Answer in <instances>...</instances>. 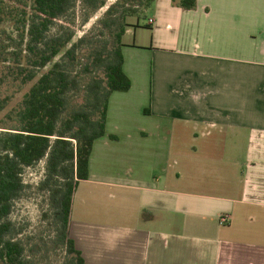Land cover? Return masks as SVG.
<instances>
[{
    "label": "crops",
    "instance_id": "0c3cea01",
    "mask_svg": "<svg viewBox=\"0 0 264 264\" xmlns=\"http://www.w3.org/2000/svg\"><path fill=\"white\" fill-rule=\"evenodd\" d=\"M128 24L131 88L109 98L69 238L84 264H264V0H155Z\"/></svg>",
    "mask_w": 264,
    "mask_h": 264
},
{
    "label": "trees",
    "instance_id": "16d2710c",
    "mask_svg": "<svg viewBox=\"0 0 264 264\" xmlns=\"http://www.w3.org/2000/svg\"><path fill=\"white\" fill-rule=\"evenodd\" d=\"M129 1L132 4L127 6ZM169 1L183 11H192L197 5V0ZM81 2L92 10L105 4V0ZM154 2L117 0L106 12L111 20L105 24L108 38L90 46L88 60L74 71L85 57L81 52L84 40L73 42V33L61 26L57 32L51 31L74 8L76 0H25L20 11L17 7L5 11L0 0V23L13 22L19 32V52L10 53L18 60L8 66L7 76L21 86L31 84L14 113L8 115L11 125L0 128V263L31 264L18 239L21 232L10 216L28 188L22 179L25 169L46 160L42 185H54L49 198L58 241L65 249V264H84L68 236L73 196L78 183L89 177L95 141L106 136L110 96L131 88L123 71L122 37L130 27L126 19L146 20ZM145 26L150 28L148 23ZM81 74L89 76L83 87L84 100L79 108L69 110L68 96L81 90ZM4 104L0 101V111Z\"/></svg>",
    "mask_w": 264,
    "mask_h": 264
},
{
    "label": "rangeland",
    "instance_id": "374dc122",
    "mask_svg": "<svg viewBox=\"0 0 264 264\" xmlns=\"http://www.w3.org/2000/svg\"><path fill=\"white\" fill-rule=\"evenodd\" d=\"M3 0L1 8L5 11L15 9L18 11L23 8L22 2L25 0ZM117 0H105V4L100 9H89L83 5L81 0H76L74 8L63 18L57 21L51 33H55L58 27L68 29L73 33V42L83 39L81 47L84 59L75 65L74 71L81 69V63L88 60L87 55L90 46L108 38V29L105 24H110L111 20L107 17L108 8L116 3ZM128 4H132L130 1ZM126 6V7H127ZM120 10V9H118ZM119 14V12L117 13ZM136 17H128L127 23L135 22ZM13 22L0 23V101H4V108L0 111V128L10 126L9 114L14 113V109L20 103L25 92L31 84L19 85V81H14L7 76L8 66H12L18 60L11 57L10 53L19 52V32L12 26ZM89 76L80 75L81 90L71 93L68 96L69 110L79 108L84 100L83 87L88 82ZM3 130L0 129V134ZM224 151V159L228 162L237 160L239 166L244 153V148L227 147ZM222 153V152H221ZM230 173L236 172L239 168H233L230 163ZM46 160H42L35 167L25 169L22 179L28 185L21 199L14 204L10 221L21 234L18 236L26 249V257L31 264H65V249L58 241V228L53 223V208L49 198V192L54 185L45 187L42 185L46 174ZM213 181H216L213 178ZM2 264V263H0Z\"/></svg>",
    "mask_w": 264,
    "mask_h": 264
},
{
    "label": "built area",
    "instance_id": "2783aa9c",
    "mask_svg": "<svg viewBox=\"0 0 264 264\" xmlns=\"http://www.w3.org/2000/svg\"><path fill=\"white\" fill-rule=\"evenodd\" d=\"M152 20H148V25H151L152 24ZM228 221H229V217L228 216H222L220 219H219V222L221 223V224H227L228 223Z\"/></svg>",
    "mask_w": 264,
    "mask_h": 264
}]
</instances>
